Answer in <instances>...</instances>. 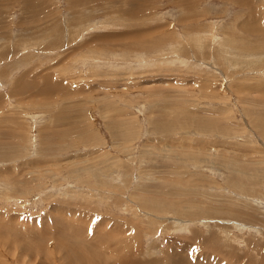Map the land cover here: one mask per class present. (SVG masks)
<instances>
[{
    "label": "rangeland",
    "instance_id": "rangeland-1",
    "mask_svg": "<svg viewBox=\"0 0 264 264\" xmlns=\"http://www.w3.org/2000/svg\"><path fill=\"white\" fill-rule=\"evenodd\" d=\"M128 263L264 264V0H0V264Z\"/></svg>",
    "mask_w": 264,
    "mask_h": 264
},
{
    "label": "bare ground",
    "instance_id": "bare-ground-1",
    "mask_svg": "<svg viewBox=\"0 0 264 264\" xmlns=\"http://www.w3.org/2000/svg\"><path fill=\"white\" fill-rule=\"evenodd\" d=\"M245 48H246V47H245ZM247 50H248V49H247ZM173 57H174V56H173ZM5 227H6V226H5ZM8 227H9V226H8ZM8 229H9V228H8ZM11 230H12V229H11ZM4 231H5V230H4ZM7 232H9V231H7ZM2 233H3V232H2ZM6 234H7V233H6ZM17 235H18V234H17ZM17 235H16V236H17ZM26 236H27V235H26ZM15 238L18 239V237H15ZM19 238H20V237H19ZM20 239H21V238H20ZM22 240H23V238H22ZM11 242H12V241H11ZM16 242H18V241H16ZM22 242H23V241H22ZM9 244H11V243H9ZM14 244H15V243H14ZM21 244H22V243H20V245H21ZM23 244H24V243H23ZM20 245H18V246H20ZM18 246H17V247H18ZM64 246H65V245H64ZM7 247H8V246H7ZM12 247H13V246H12ZM17 247H16V248H17ZM14 248H15V247H14ZM14 248H13V249H14ZM23 248H24V246H23ZM25 249H26V246H25ZM14 250H15V249H14ZM66 250H67V251H71L70 247H68V249L66 248ZM25 251H26V250H25ZM30 251H31V250H30ZM67 251H66V253H67ZM69 253H70V252H69ZM72 253H73V250H72ZM74 254H75V253H74ZM106 257H107V255H106ZM96 258H97V256H96ZM98 258H101V253H100V255L98 256ZM115 258H116V257H115ZM72 259H74V258H72ZM101 260H103V259H101ZM72 261H73V260H72ZM131 261H137V262H138V260H135V259H132ZM102 262H103V261H102ZM97 263H98V262H97ZM134 263H135V262H134ZM134 263H133V264H134ZM128 264H129V263H128ZM131 264H132V263H131Z\"/></svg>",
    "mask_w": 264,
    "mask_h": 264
}]
</instances>
